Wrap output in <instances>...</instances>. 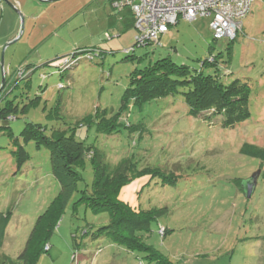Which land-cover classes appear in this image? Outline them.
Returning a JSON list of instances; mask_svg holds the SVG:
<instances>
[{
    "label": "rangeland",
    "instance_id": "rangeland-1",
    "mask_svg": "<svg viewBox=\"0 0 264 264\" xmlns=\"http://www.w3.org/2000/svg\"><path fill=\"white\" fill-rule=\"evenodd\" d=\"M41 2L34 8L35 26L27 32L19 8L24 31L14 43L17 37L6 40L3 28L7 8L18 12L0 4V87L4 74L7 79L0 100L19 106L16 118L0 119V211L14 207L0 264H23L20 255L38 218L61 190L46 147L26 143L30 159L21 170L17 165L9 128L18 137L27 121L44 125L47 133L67 131L97 145L111 172L127 158L138 167L150 164L182 175L175 184H166L162 176L143 174L121 191L120 198L131 204L161 211L149 230L139 231L151 252L130 251L106 236L92 237L108 219L84 206L74 213L73 201L80 195L75 192L48 251H38L36 264H264V179L259 176L251 197L240 189L261 169L258 159L241 154L242 145L264 146V1L253 5L250 21L243 20L246 31L239 30L231 45L229 37L215 36L210 15L192 21L180 17L158 42L138 45L136 22L133 27L121 22L123 8H112L109 0L104 5L103 0ZM91 48L99 49L89 52ZM74 55L76 63L61 69L64 59ZM212 55L226 83L249 82L247 121L223 128L219 116L192 118L180 95L150 101L142 109L131 101L122 109L135 69L165 57L201 69ZM203 70L214 73L216 66L207 64ZM103 115H116L121 130L110 137L98 133ZM141 122L143 133L125 127ZM82 173L80 189L93 181L89 158Z\"/></svg>",
    "mask_w": 264,
    "mask_h": 264
},
{
    "label": "trees",
    "instance_id": "trees-1",
    "mask_svg": "<svg viewBox=\"0 0 264 264\" xmlns=\"http://www.w3.org/2000/svg\"><path fill=\"white\" fill-rule=\"evenodd\" d=\"M176 24L170 26L169 30ZM237 36L229 39L231 40L229 45ZM159 39L146 44L158 42ZM229 48L231 47L229 46ZM97 49L99 48H91L88 51L92 52ZM131 49L134 50V48ZM82 51H85V48ZM207 64L216 66V71L214 73L204 72L203 68ZM217 65L218 60L214 55L211 56V59L202 62L201 69L192 68L187 64H179L169 57H165L143 69H135L131 74L130 84L123 94L122 109H125L131 101L139 109H142L150 101L180 95L188 106L187 113L190 117L196 119L203 114L209 117L219 116L217 120H220L221 127H236L251 117L252 88L249 82L241 79L226 83ZM1 101L0 119L12 120L16 118L14 113L18 112L19 106H16L13 101L2 105ZM22 110L26 112L27 106ZM103 113L105 114V110ZM86 120L91 123L92 117L89 116ZM119 127L116 115L109 118L103 115L97 123L98 133L109 137L118 133L121 130ZM125 127L131 131L139 130L142 133L146 130V126L142 122L139 124L128 123ZM9 130L10 136L17 145L14 153L20 170L30 159L25 144L35 142L38 149L46 147L49 150L51 173L61 184L60 192L38 218L28 244L20 255L24 260L23 264H36L37 253L48 251L49 240L75 192H80V195L73 201L74 213L78 206H84L93 213L105 215L108 219L106 224L99 226L93 232L92 237L106 236L134 252L137 250L152 251V247L143 241L139 231L149 230L150 224L161 211L143 210L139 205L131 204L128 200L120 198L121 191L143 174L162 176L163 182L166 184H175L182 175L173 171L168 172V168L165 170L150 164L138 167L127 158H123L115 171L111 172L109 165L104 161L102 154L104 151L97 145H87L84 141L78 140L74 133L57 129H54L52 133H47L44 125L31 121L25 123L18 137H15L11 127ZM240 152L260 161V177L262 176L264 179V146L246 142L242 145ZM87 158L91 160L94 177L90 186L80 189L79 182L84 178L82 169ZM240 189L244 191V186H241ZM13 215V205H10L5 211H0V246L4 245Z\"/></svg>",
    "mask_w": 264,
    "mask_h": 264
},
{
    "label": "built area",
    "instance_id": "built-area-1",
    "mask_svg": "<svg viewBox=\"0 0 264 264\" xmlns=\"http://www.w3.org/2000/svg\"><path fill=\"white\" fill-rule=\"evenodd\" d=\"M259 1L264 0H117L114 4L132 7L139 30L137 43L144 45L157 41L180 16L192 21L210 15V27L215 36L233 39L243 29V20L251 13L253 5ZM74 58L75 55L65 58L61 69L74 65Z\"/></svg>",
    "mask_w": 264,
    "mask_h": 264
},
{
    "label": "crops",
    "instance_id": "crops-1",
    "mask_svg": "<svg viewBox=\"0 0 264 264\" xmlns=\"http://www.w3.org/2000/svg\"><path fill=\"white\" fill-rule=\"evenodd\" d=\"M39 2H41V1L39 0ZM39 2H38V0H17V2L16 1L12 2L18 9L20 8L23 11V13L25 14L26 32H27V28L29 26H30V28H33L35 26L33 20L37 17V15L34 12L35 11L34 8H36L40 5ZM105 2H106V0H103V5ZM114 2H115V0H109V5L112 8H118V9L123 8L120 10L121 15H120L119 19L121 20V22H123V20H124L126 23V21H127L128 23H130V26L133 27L134 21H135V15H134L132 7L130 5H125L123 7H117L114 4ZM1 3L4 6V9L6 10L7 6L4 4V2L2 0H0V4ZM41 3H43V2H41ZM256 3H258V5H262L261 3H263V2L259 1ZM45 10H46V8L43 9L44 12H45ZM252 10H253V8H252ZM252 13L253 12H251L249 15H251ZM260 13L261 14H259V16L261 17V20H263V9H261ZM249 15L246 18V22L250 21ZM7 16H8V21L6 22V24L3 28V29H5V31H7V33H5L4 35L6 36V40H12V39L16 38L19 34L20 18H19V14H17L14 10H10L9 8H7ZM68 17L66 18V21H69L70 18H72L73 16L70 18H68ZM180 19L181 18H179V20ZM179 20H178L177 24L179 23ZM243 26L244 27L242 30H243V32H245L246 31V29H245L246 23ZM9 29H11V30H9ZM120 29L122 31V27ZM8 31H10V32H8Z\"/></svg>",
    "mask_w": 264,
    "mask_h": 264
},
{
    "label": "water",
    "instance_id": "water-1",
    "mask_svg": "<svg viewBox=\"0 0 264 264\" xmlns=\"http://www.w3.org/2000/svg\"><path fill=\"white\" fill-rule=\"evenodd\" d=\"M3 1L6 4H8L9 6H11L12 8H14L18 12V14L20 15V17H21V28H20V32H19L17 38L11 42V43H14L15 41H17L22 36V33L24 31V16L21 14L20 10L10 0H3ZM41 1H44V2H53V1H57V0H41ZM11 43H9V44H11ZM9 44H7V46ZM2 69L4 70V62L2 64ZM6 84H7V79H6V75L4 74L3 75L2 84H1V87H0V93L4 90V88L6 87ZM260 174H261V170H258V172L255 175H253L252 178H249V180H248L247 183H245L244 192L246 193V195L248 197H251L252 196L254 187H255V185L258 182V178H259Z\"/></svg>",
    "mask_w": 264,
    "mask_h": 264
}]
</instances>
